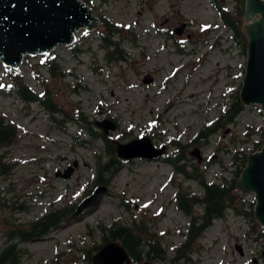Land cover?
Wrapping results in <instances>:
<instances>
[{"label": "rangeland", "instance_id": "obj_1", "mask_svg": "<svg viewBox=\"0 0 264 264\" xmlns=\"http://www.w3.org/2000/svg\"><path fill=\"white\" fill-rule=\"evenodd\" d=\"M234 1L227 0L228 9ZM87 2L99 19L92 31L79 29L68 46L25 54L18 68L0 60V115L17 128L16 141L0 148L3 161L12 165L9 174L0 177L4 205L0 249L8 241L9 229H26L49 212L78 207L90 197L92 193L85 195L93 187L97 160H101L113 170L107 186L96 187L106 191L45 236L19 244L20 264H92L85 260V252L102 244L101 229L113 224L140 227L143 242L157 243L159 254L148 260L153 264H264V235L259 238L253 232L254 227L256 233L264 229L253 215L255 197L239 189L235 195L245 203L238 210L252 217L228 210L201 234L191 251H176L190 224V217L177 208L176 196L178 192L201 196L202 190L167 161L179 149L177 145H184L179 149L184 156L180 163L187 171L193 164L206 183L230 182L235 170L231 153L249 151L260 139L264 110L257 104L244 105L208 143H193V139L228 109L240 91L246 49L233 39L211 0ZM102 17L118 27L113 39L119 43L115 55L121 54L122 59H106L112 50L105 49L99 38ZM258 17L255 14L251 20ZM182 22L186 27L176 34L174 29ZM241 29L246 36L243 16ZM46 55L57 59L62 77L51 76ZM8 69L19 70L38 92L49 89L60 108L56 121L38 103H24L5 89ZM74 117L82 120L73 122ZM105 118L115 124L105 134L110 141L126 143L148 136L156 148L165 146L163 157L125 161L109 155L98 136L102 129L96 125ZM192 213L200 216L202 208L195 206ZM146 261L130 260V264Z\"/></svg>", "mask_w": 264, "mask_h": 264}, {"label": "trees", "instance_id": "obj_2", "mask_svg": "<svg viewBox=\"0 0 264 264\" xmlns=\"http://www.w3.org/2000/svg\"><path fill=\"white\" fill-rule=\"evenodd\" d=\"M88 3L87 0H83ZM227 0H211V5L217 12L218 17L223 22V24L232 32V37L234 40L241 42L244 49L247 47V38L241 29V18L244 14L245 0H235L231 9H228ZM100 29L99 38L102 42V46L105 49L111 48L112 51L106 53V59H122L121 54L118 53V41L114 40L116 33L119 31L116 24L107 18L102 17L100 19ZM52 56V57H51ZM46 55L45 64L51 76H63V71L58 70L57 59L53 55ZM61 69V68H60ZM58 70V72H57ZM10 76V81L7 84H3L5 89L12 93L15 97L23 101L24 103L36 102L44 110L50 113L52 119L56 121L55 113L60 112V108L53 99L52 93L48 88H44L42 92H38L36 89L30 87L25 81L23 74L19 70L8 69ZM244 108V104L239 99V92L234 95L231 105L228 109L221 112L218 119L215 121L204 125L196 134L193 139V143L197 142L200 144L208 143L210 137L214 135L221 126L231 123L234 121L235 117ZM73 122H79L82 117H74L71 119ZM222 120V123H219ZM91 134V133H90ZM260 139L253 143V147L249 151L237 150L232 154L233 162L235 164V170L233 172L232 179L230 182L224 179L219 183H206L203 177H198L196 175L197 169L192 164L191 170L187 171V167L180 163L184 156L182 154V148L184 145H177L178 149L174 152L167 161H170L173 165L175 171L178 174L183 175L186 179L195 180L198 182L199 187L202 190L201 196L188 194H181L178 192L176 196L177 208L184 212L190 217V224L188 227L186 239L177 248V252L183 248L191 249L196 245L201 234L212 224L216 219H221L226 215L228 210L234 211L236 214H242L252 217V213H245L238 210L244 207V199L235 195L236 181L240 178L243 167L247 161V155L251 152L259 150L264 144V131L263 126L259 129ZM17 128L16 125L9 121L4 116L0 115V148L7 147L16 141ZM98 136L104 140V145L106 151L109 155L115 156V145L109 138L99 131ZM4 155H0V177L8 175L10 172V167L3 161ZM163 157V156H162ZM119 162L122 163L120 159ZM109 163H103L101 160H97V177L93 182V187L90 191L86 192V197L91 195L94 188L98 186H107V178L113 174L111 171V166ZM4 205L0 203V208ZM195 206H200L202 208V214L200 216H192V208ZM252 206V205H251ZM77 206H72L70 208H65L62 210H53L45 215L43 218L28 224L25 229H9L6 232V237L8 241L0 249V264H20L21 257L23 255L22 250L19 248V244L28 242L33 239L45 236L53 229L61 225L71 214H74ZM255 228V227H254ZM253 228V232L257 237L261 238L264 235V229L261 233H256ZM103 237L102 244L98 246L90 247L85 252V260L91 263V254L97 253L100 248L108 243L115 242L119 244L127 253L130 260L133 262H141L145 258L148 263L154 259V256L159 254V248L154 243H145L141 236L144 234L140 227L137 226H122L120 224H113L107 229H101ZM189 251V250H188ZM153 255V256H152ZM149 260V261H148ZM153 264V263H151Z\"/></svg>", "mask_w": 264, "mask_h": 264}, {"label": "water", "instance_id": "obj_3", "mask_svg": "<svg viewBox=\"0 0 264 264\" xmlns=\"http://www.w3.org/2000/svg\"><path fill=\"white\" fill-rule=\"evenodd\" d=\"M255 14L259 15L258 19L251 20ZM243 21L247 47L239 99L244 105L257 104L264 110V0H245ZM98 23L99 19L83 0H0V60L9 67L18 68L25 54L36 55L57 46H68L79 29L89 32ZM185 27L186 23L182 22L174 32L179 34ZM96 125L104 134L115 128V124L106 118L97 121ZM112 142L116 155L125 161L134 157L158 158L165 152V146L156 148L148 136L126 143ZM192 154L197 155L196 151ZM70 171L63 177L67 178ZM235 186L243 195L254 194L253 215L264 228V144L247 155ZM105 191L104 187L96 188L77 207L75 215L93 205ZM261 257L264 261V251ZM91 261L92 264H130L126 251L115 242L103 245ZM252 262L256 263V260Z\"/></svg>", "mask_w": 264, "mask_h": 264}, {"label": "bare ground", "instance_id": "obj_4", "mask_svg": "<svg viewBox=\"0 0 264 264\" xmlns=\"http://www.w3.org/2000/svg\"><path fill=\"white\" fill-rule=\"evenodd\" d=\"M75 36V35H74Z\"/></svg>", "mask_w": 264, "mask_h": 264}]
</instances>
